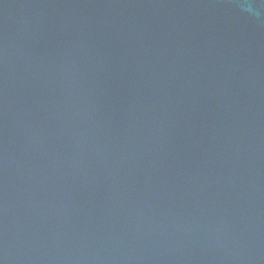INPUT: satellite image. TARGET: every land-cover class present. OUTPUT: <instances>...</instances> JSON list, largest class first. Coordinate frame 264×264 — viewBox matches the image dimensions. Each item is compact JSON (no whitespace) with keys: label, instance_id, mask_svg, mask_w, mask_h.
I'll list each match as a JSON object with an SVG mask.
<instances>
[{"label":"water","instance_id":"water-1","mask_svg":"<svg viewBox=\"0 0 264 264\" xmlns=\"http://www.w3.org/2000/svg\"><path fill=\"white\" fill-rule=\"evenodd\" d=\"M0 264H264V0H0Z\"/></svg>","mask_w":264,"mask_h":264}]
</instances>
